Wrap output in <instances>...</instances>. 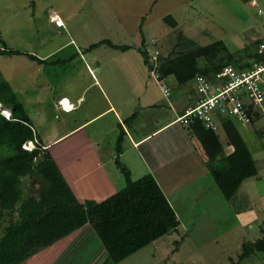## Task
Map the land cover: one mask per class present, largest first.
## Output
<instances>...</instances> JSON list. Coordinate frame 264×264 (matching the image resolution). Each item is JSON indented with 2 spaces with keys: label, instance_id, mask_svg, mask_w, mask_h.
I'll list each match as a JSON object with an SVG mask.
<instances>
[{
  "label": "crops",
  "instance_id": "1",
  "mask_svg": "<svg viewBox=\"0 0 264 264\" xmlns=\"http://www.w3.org/2000/svg\"><path fill=\"white\" fill-rule=\"evenodd\" d=\"M75 40L77 42L76 38L70 39L64 45H71L73 52L63 59L64 71L57 78L61 80L60 87L53 90L47 83H42L41 92L34 91L29 95L20 90L19 84L12 89L31 119L37 140L52 157L79 202L99 203L126 186L125 176L117 165L119 161L129 172L131 181L151 175L164 194L179 222L166 237L190 226L188 219L181 220V209L187 200L196 202L198 195L204 193L206 200L218 203L223 199L230 205L245 181L258 178L256 160L247 143H257L264 150V126L257 129L255 124L264 119L260 118L250 126L238 124L246 127L251 132L249 135L245 130L239 132L237 123L229 120L247 147L257 175L244 180L231 200L223 197L209 171L200 142L189 127L174 122L185 108L194 105L192 82L179 85L173 77H160L171 90L170 96L166 97L148 75L140 49H158L160 52L157 38H150L149 42L140 38L127 50L106 44L88 49L100 41L127 46L106 38L87 40L78 49L74 46ZM150 40H155L156 44L150 45ZM128 51H133L134 57L128 55ZM48 57L37 58L55 64ZM27 104L32 106L31 109L26 108ZM215 135L222 148L216 162L225 166V159L234 148L222 121ZM241 200L249 202L246 193L241 194ZM261 221L257 220L254 230L255 238L259 236V239L263 237ZM105 258L99 239L87 224L22 264H102Z\"/></svg>",
  "mask_w": 264,
  "mask_h": 264
},
{
  "label": "rangeland",
  "instance_id": "2",
  "mask_svg": "<svg viewBox=\"0 0 264 264\" xmlns=\"http://www.w3.org/2000/svg\"><path fill=\"white\" fill-rule=\"evenodd\" d=\"M167 15L174 19V28L164 22ZM263 16L264 0H0V48L22 53L0 55V83L7 82L11 87L19 84L28 95L41 92L42 83L53 90L60 87L61 80L57 78L64 71L63 59L73 52L71 45H64L73 38L77 39L74 46L78 49L87 40L106 38L129 46L140 38L147 42L157 38L161 51L144 49L147 59L154 52L173 58L221 41L233 62L245 63L255 52V41L264 37ZM155 40H150V45L154 46ZM27 53L39 58L50 55L48 60L55 64L38 66L31 63ZM127 54L134 57L135 53ZM148 75L163 92L165 82L152 76L149 67ZM3 108L6 107L0 104ZM260 120L255 123L257 129L264 126ZM235 125L239 132L251 133L246 127ZM247 145L256 160L258 178L245 181L230 205L223 199L218 203L206 200L204 193L198 195L196 202L187 200L181 209V220L188 219L190 226L118 264H264V252L238 260L242 243L259 239L254 231L257 220H262L260 231L264 238V150L257 143ZM242 193H246L249 202L241 200Z\"/></svg>",
  "mask_w": 264,
  "mask_h": 264
},
{
  "label": "trees",
  "instance_id": "3",
  "mask_svg": "<svg viewBox=\"0 0 264 264\" xmlns=\"http://www.w3.org/2000/svg\"><path fill=\"white\" fill-rule=\"evenodd\" d=\"M163 19L172 28L176 26L170 15ZM258 43L256 40L254 46ZM102 44L118 50L129 48L100 41L88 49ZM140 52L150 68L144 47ZM11 54L22 53L0 48L1 56ZM25 55L39 64L48 63L35 55ZM160 56L158 74L161 78L173 77L179 85L189 84L196 75L213 77L227 65L248 66L250 58L264 60L254 52L245 63L233 62L221 41L173 58ZM0 104L11 115L7 120L0 114V264H22L87 224L106 253L102 264H118L179 226L154 178L147 175L131 181L129 172L119 161L117 165L125 176L126 186L99 203L79 202L52 157L37 140L26 109L7 82L0 83ZM251 116V124L260 119L257 114ZM222 123L234 148L226 157L225 166L216 162L222 148L215 132L204 129L198 122L189 129L207 156V166L220 192L229 201L244 180L257 175V169L233 124L225 119ZM28 142H31L28 147L35 145V149H25L23 146ZM35 185L38 187L34 188ZM257 252H264L263 237L243 243L238 260L244 261Z\"/></svg>",
  "mask_w": 264,
  "mask_h": 264
},
{
  "label": "built area",
  "instance_id": "4",
  "mask_svg": "<svg viewBox=\"0 0 264 264\" xmlns=\"http://www.w3.org/2000/svg\"><path fill=\"white\" fill-rule=\"evenodd\" d=\"M255 54L259 58L264 57V37L259 40ZM148 61L151 65L149 73L161 80L158 54L154 52ZM192 82L194 105L185 108L176 117V124L189 127L198 122L204 129L215 132L223 119L243 126L251 125L253 114L264 119V60L249 62L248 66L242 68L227 65L213 77L196 75ZM163 92L166 97L170 96L167 87ZM0 114L10 119L7 108L0 109ZM26 144L23 146L25 149Z\"/></svg>",
  "mask_w": 264,
  "mask_h": 264
},
{
  "label": "bare ground",
  "instance_id": "5",
  "mask_svg": "<svg viewBox=\"0 0 264 264\" xmlns=\"http://www.w3.org/2000/svg\"><path fill=\"white\" fill-rule=\"evenodd\" d=\"M30 143H31V142H28L27 144H30ZM27 144H26V148H27V150L32 151L33 149H35V145H34L32 148H29Z\"/></svg>",
  "mask_w": 264,
  "mask_h": 264
}]
</instances>
